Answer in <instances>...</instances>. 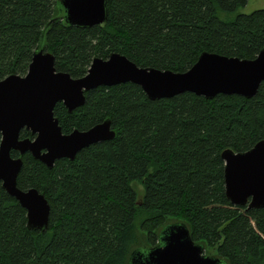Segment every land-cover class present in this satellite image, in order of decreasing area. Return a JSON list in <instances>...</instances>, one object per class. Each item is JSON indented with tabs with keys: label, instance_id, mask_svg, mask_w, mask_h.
<instances>
[{
	"label": "trees",
	"instance_id": "obj_1",
	"mask_svg": "<svg viewBox=\"0 0 264 264\" xmlns=\"http://www.w3.org/2000/svg\"><path fill=\"white\" fill-rule=\"evenodd\" d=\"M105 2L104 24L77 27L53 19L58 0H0V79L24 75L38 47L73 78L112 52L183 72L204 51L253 59L264 47V9L217 16L247 0ZM53 113L63 133L109 119L115 136L52 168L22 155L17 186L47 199L48 228L29 229L26 209L0 187V264H129L175 223L220 264H264V208L227 199L221 157L264 139V81L250 98L183 92L151 100L131 82L99 86L82 106L68 112L58 102Z\"/></svg>",
	"mask_w": 264,
	"mask_h": 264
},
{
	"label": "water",
	"instance_id": "obj_2",
	"mask_svg": "<svg viewBox=\"0 0 264 264\" xmlns=\"http://www.w3.org/2000/svg\"><path fill=\"white\" fill-rule=\"evenodd\" d=\"M59 15L71 26L91 27L107 20L105 0H58ZM264 81V47L253 59L202 52L185 71L140 67L124 55L112 52L107 58L94 57L86 74L73 78L54 67V56L37 48L25 75L9 74L0 79V187L26 209L27 227L45 231L50 206L35 188L22 190L17 176L21 155L29 152L48 168L61 158L73 160L91 144L115 136L111 120L105 119L86 130L63 133L53 109L61 102L68 112L85 102V92L99 86L126 82L141 87L151 99L171 98L192 92L205 98L218 94L253 97ZM33 135L20 137L21 130ZM17 151L19 157L11 156ZM224 187L233 205L264 208V139L242 152L225 149ZM204 247L191 237L184 223L165 227L159 243L144 251H133L129 264H220L214 255L203 254Z\"/></svg>",
	"mask_w": 264,
	"mask_h": 264
},
{
	"label": "rangeland",
	"instance_id": "obj_3",
	"mask_svg": "<svg viewBox=\"0 0 264 264\" xmlns=\"http://www.w3.org/2000/svg\"><path fill=\"white\" fill-rule=\"evenodd\" d=\"M258 9H264V0H247V2L242 5L237 7V9L227 12V11H219L217 16H219L222 19L225 18H232L234 17L236 14L238 13H244V14H248L252 11L258 10ZM138 183V181H136ZM138 187H140L137 184ZM142 195V193H141ZM206 251L205 249L203 250V254H205Z\"/></svg>",
	"mask_w": 264,
	"mask_h": 264
},
{
	"label": "flooded vegetation",
	"instance_id": "obj_4",
	"mask_svg": "<svg viewBox=\"0 0 264 264\" xmlns=\"http://www.w3.org/2000/svg\"><path fill=\"white\" fill-rule=\"evenodd\" d=\"M25 75V74H24ZM23 76V75H22ZM24 130V129H23ZM22 131V130H21ZM21 131H20V137H21ZM27 131V130H26ZM31 134V133H30ZM26 137H30V138H32L33 137V135H31V136H26ZM22 138V137H21ZM12 152V151H11ZM17 154H18V156H16V157H14V156H12V157H14V158H17V157H19L20 155H19V153L17 152V151H15ZM25 153H29V152H25ZM24 153V154H25ZM11 154V153H10ZM23 154V155H24ZM21 157V159H22V155L20 156ZM163 229H161L160 231H162ZM161 236V235H160ZM159 240H160V238H159Z\"/></svg>",
	"mask_w": 264,
	"mask_h": 264
}]
</instances>
